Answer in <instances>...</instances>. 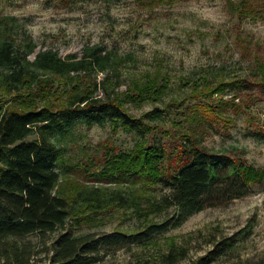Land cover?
<instances>
[{
  "label": "rangeland",
  "instance_id": "1",
  "mask_svg": "<svg viewBox=\"0 0 264 264\" xmlns=\"http://www.w3.org/2000/svg\"><path fill=\"white\" fill-rule=\"evenodd\" d=\"M241 1L0 0V17H13V35L20 39L28 36L36 52L52 49L64 58L85 46L100 45L117 57H130L119 69L118 86L108 93L113 91L127 114L148 128L140 134L120 124L77 125L59 147L60 165L70 173L69 180L87 183V177L94 181L91 184L102 187H126L124 181L131 176L114 171L113 158L156 146L166 151L167 166L186 143L184 136L194 131L199 137L204 130L203 146L232 157L246 169L249 192L245 197L197 213L157 242L120 250L98 264H159L156 258L170 247L188 251L177 264H193L215 243L237 238L244 231H250L248 238L214 264H253L262 255L264 142L246 133L264 131V78L260 72L264 69V15L256 19L245 16ZM112 72L108 78L116 83ZM103 77L92 75L91 79L99 83ZM151 78L157 86L142 99L133 98L134 84ZM44 80L49 81V89L54 88L52 100L64 97L71 88L49 76ZM78 83L87 87L81 78ZM41 87L38 83L25 85L18 94L0 95V103L40 105L44 96ZM98 94L102 95L101 89ZM154 109L162 111L158 121L147 116ZM197 116L205 119L201 130L191 122ZM148 193L160 196L167 191L151 186ZM171 213L168 210L148 219L160 222ZM89 218L95 221L76 235L131 233L143 225L136 217L113 210ZM18 242L30 243L35 250L43 247L35 235Z\"/></svg>",
  "mask_w": 264,
  "mask_h": 264
},
{
  "label": "trees",
  "instance_id": "2",
  "mask_svg": "<svg viewBox=\"0 0 264 264\" xmlns=\"http://www.w3.org/2000/svg\"><path fill=\"white\" fill-rule=\"evenodd\" d=\"M240 5L245 16L256 19L264 15V0H242ZM15 24L13 17H0V95H15L25 85L38 83L43 84L40 91L44 96L40 105L0 103V264H98L120 250L147 247L191 216L247 195L246 169L232 157L203 146L205 130L199 137L194 131L184 136L186 143L167 166L166 151L156 146L113 158L114 171L131 176L124 181L126 187H102L91 184L94 181L87 177V183L69 180L70 173L60 165L59 147L77 125L120 124L140 134L148 128L127 114L113 91L108 93L118 86L119 69L130 57H117L100 45L85 46L64 58L52 49L36 52L28 36L13 35ZM111 71L116 83L108 78ZM260 72L264 78V69ZM92 75L104 77L98 83ZM46 76L71 88L64 97L52 100L54 88L49 89ZM80 78L87 87L78 83ZM156 86V79L151 78L135 83L130 94L140 100ZM161 112L154 109L147 116L158 121ZM191 122L201 130L205 119L197 116ZM246 136L264 142V131H249ZM151 186H161L167 193L151 196ZM106 210L136 217L143 225L131 233L75 234L94 220L90 214ZM168 210L171 215L160 222L148 219ZM32 235L43 242L40 250L18 242ZM238 235L215 243L193 264H214L247 239L250 231ZM187 254L186 248L170 247L156 260L177 264ZM253 264H264V251Z\"/></svg>",
  "mask_w": 264,
  "mask_h": 264
}]
</instances>
